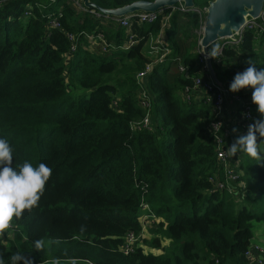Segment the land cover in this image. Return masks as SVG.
I'll return each mask as SVG.
<instances>
[{"label":"trees","instance_id":"trees-1","mask_svg":"<svg viewBox=\"0 0 264 264\" xmlns=\"http://www.w3.org/2000/svg\"><path fill=\"white\" fill-rule=\"evenodd\" d=\"M134 1L91 0L102 8ZM59 13L62 30L47 27ZM166 14L163 47L169 52L145 78L153 129L138 128L145 113L136 74L152 61L145 43L160 32ZM258 22V35L245 29L239 45L212 59L227 86L241 65L234 60L239 51L257 70L264 68V16ZM116 24L107 33L99 18L77 10L72 0H0V138L12 146L13 166L28 160L52 169L38 206L13 220L14 237L0 236L5 264L16 251L33 264H249L253 222L264 223V166L244 154L239 178L247 191L241 199L209 179L221 177L208 130L215 110L205 94L190 102L182 95L200 75L199 52L184 41V28L200 27V14L163 8L153 22L132 21L129 31ZM96 30L114 42L109 52L87 49L85 33ZM66 32L74 35L73 51ZM131 34L136 42L122 47ZM208 50L215 53L217 44ZM142 200L158 217L151 244L159 248L164 240L166 252L139 245L120 250L129 232L142 230ZM36 240L43 242L41 251L34 249Z\"/></svg>","mask_w":264,"mask_h":264},{"label":"built area","instance_id":"built-area-1","mask_svg":"<svg viewBox=\"0 0 264 264\" xmlns=\"http://www.w3.org/2000/svg\"><path fill=\"white\" fill-rule=\"evenodd\" d=\"M80 2L82 5V8L80 10L87 11L92 15H95L97 18L101 17V13L99 11L87 8L83 5L82 1ZM175 8L179 9L180 11H197L200 14V29H202L205 18V16L204 18L202 16V10L199 11L194 7L192 9H188L182 3H179L175 7H173V9ZM202 9L203 12L206 13L207 6H204ZM159 13H161V10L151 12L137 11L121 17H112V20L119 25L128 28L132 21H135L137 23L153 22L158 18ZM27 14L28 12L26 11L25 15ZM59 15L60 13L56 14L55 16H51V18H48L49 21L47 22V27H53L62 30V26L59 21ZM263 16L264 11L259 17L255 19L249 18L246 21L245 25L238 32L234 33L233 39L230 37L219 38L223 40V43L221 45H217L218 50L215 53L209 52L208 54H204L202 49L200 48V50L198 51L199 56L196 63L200 75L193 79L192 86H186L182 92L183 98L187 102L198 101L200 98L196 100L195 93H197L201 96L205 94L207 101L211 100L213 104L216 120H212L209 123L208 130L209 136H211V142L213 143L215 148L216 160L218 168L221 171V177L219 178V175L217 177L210 176L209 179L215 189L226 190L232 196H236L240 193V191L245 187V182L244 180L239 178V174H242V172L238 169L239 163L241 162V154L243 152H238L233 157H229L226 154L227 147L233 143V138L230 137V133L233 128L237 129V131L239 132L246 133L247 126L253 123L254 120L260 119V116L254 113V106L252 104L250 96L247 93L231 92L229 91V86H227L226 84L222 82L221 84H217L214 82V80L208 73L206 59L210 58L212 61V59L222 56V50L224 47L230 45L234 47L239 45L242 39V32L245 29H253L258 35L260 31L263 30V24L258 22V18H263ZM66 34L69 40H71V42L73 43L71 48V51H73L75 49L74 35L68 32H66ZM85 38L89 42L90 49H99L102 53H106L108 52L109 48H112L111 43L107 42L104 36L98 32L93 34L85 33ZM135 42L136 41L134 40V36H129L130 45ZM159 44L160 43L158 41H156L154 44H151L150 52L153 53L154 51L156 54L160 52L159 59H161L169 51L167 48H164ZM71 51L65 56V58L68 56L70 57ZM151 65L152 61L147 64V66L143 70L139 71L136 74V78L140 84L146 78L147 73L151 69ZM180 69L183 70L184 67L182 66L180 67ZM228 94L231 95V98L236 103L238 118H236V116L229 117L226 114L225 105ZM139 104L145 110V115L141 120L136 122L135 125L138 128L151 129L149 116V95L145 92H142L141 97L139 98ZM141 208L144 211L141 220L143 224L142 230L138 235H135L133 232H129L127 234L126 242L120 248V250L124 253L132 251V243H135L139 239L142 232L156 220L155 213L151 210L148 203L142 200ZM251 240L246 252L249 264H264V240L261 241L263 243L259 242L258 244L253 243ZM215 264H217V261Z\"/></svg>","mask_w":264,"mask_h":264},{"label":"clouds","instance_id":"clouds-1","mask_svg":"<svg viewBox=\"0 0 264 264\" xmlns=\"http://www.w3.org/2000/svg\"><path fill=\"white\" fill-rule=\"evenodd\" d=\"M213 57V56H212ZM248 67L234 75L229 91L238 92L244 88H252L251 101L256 105L260 119L247 126V132L238 136L227 147L229 157L243 152L254 161L264 160V68L257 70L251 59L245 61ZM233 132L237 129L233 128ZM52 175V169L45 163L37 165L24 160L13 166V149L7 138H0V236L14 237L8 231L13 220H20L25 211L31 212L39 204L45 186ZM83 230V226H81ZM34 249L41 251L43 242H33ZM33 264V260L22 252L16 251L9 257V264ZM0 264H5L3 254H0Z\"/></svg>","mask_w":264,"mask_h":264},{"label":"water","instance_id":"water-1","mask_svg":"<svg viewBox=\"0 0 264 264\" xmlns=\"http://www.w3.org/2000/svg\"><path fill=\"white\" fill-rule=\"evenodd\" d=\"M83 5L95 9L109 17H121L137 11H158L163 8H173L182 3L186 8L194 7V0H137L117 8H102L91 0H81ZM264 11V0H210L205 13L199 46L204 54H208V47L219 38H234L246 23L248 18L255 19ZM248 17V18H247ZM207 70L215 83L221 84L216 77L212 61L206 59Z\"/></svg>","mask_w":264,"mask_h":264},{"label":"rangeland","instance_id":"rangeland-1","mask_svg":"<svg viewBox=\"0 0 264 264\" xmlns=\"http://www.w3.org/2000/svg\"><path fill=\"white\" fill-rule=\"evenodd\" d=\"M73 3H74V7L77 9V10H80L82 7L81 5V0H72ZM208 1L210 0H194V8H196L197 10H202V16L204 18L205 16V13L203 12V7L204 6H207L208 4ZM80 7V8H79ZM79 8V9H78ZM178 17L180 18V12L178 14ZM248 18V17H247ZM249 19V18H248ZM247 19V20H248ZM246 20V21H247ZM180 23L182 25H184L185 27V23H186V18L185 16H181V20H180ZM180 32V31H179ZM201 32H202V29H200V27H198V29H196L195 27H192V26H189V29H188V32H186V29L184 28V37H185V45L187 46V48L191 51V52H197L200 50V46H199V40H200V36H201ZM187 36V37H186ZM154 41H151L150 43H152ZM149 43V44H150ZM217 45H221L223 43V40L221 39H218L217 42H215ZM149 44L147 46H149ZM240 52V51H239ZM70 58L69 56L65 58L66 61H68ZM236 62H239L241 63L240 67L238 69H236L235 73H238V72H242L244 71V64L246 63L245 61L248 60V56L246 53L244 52H240L239 54H237L236 58ZM153 61V59H150ZM235 64V63H233ZM114 78L116 76H113ZM71 90L69 89V92ZM239 92H244V93H247L249 96L251 95L252 93V88L248 87V88H244V89H241L239 90ZM251 98V96H250ZM228 102V100H227ZM261 147L264 148V144H261ZM246 159H252L251 157H249L248 155L245 154V160ZM261 164H263L264 166V160H261L260 161ZM250 178V177H249ZM247 191V187H244L240 193L238 195H236L235 197L237 199H241V198H244L245 197V193ZM264 196V194H263ZM156 216V214H155ZM160 219V218H159ZM158 222V217L156 216V220L151 224L149 225L143 232L142 234L140 235L139 239L135 242V243H132V247L134 245H139L141 246V248H143V250L145 252H166L168 250V248L165 247H162L164 245H166L167 243L162 240V246L157 248L155 247L153 244H151V238L154 237L156 235V228H157V225L155 223ZM253 238H252V242L253 243H263L261 242L262 240H264V223L261 224V223H256V222H253ZM8 231H11L14 233L13 229L10 228ZM4 238H9L7 235L5 236H2ZM164 248V249H163Z\"/></svg>","mask_w":264,"mask_h":264},{"label":"crops","instance_id":"crops-1","mask_svg":"<svg viewBox=\"0 0 264 264\" xmlns=\"http://www.w3.org/2000/svg\"><path fill=\"white\" fill-rule=\"evenodd\" d=\"M79 9V8H78ZM103 15V14H102ZM105 16V15H104ZM106 17H109V16H106ZM99 24L104 28V30H106L107 31V33H109L110 31H111V29H112V26H113V24H116V22L115 21H113L112 20V17H110V18H108V19H106L105 17H99ZM118 24V23H117ZM116 24V25H117ZM138 24H140V23H138ZM119 25V24H118ZM119 26H121V25H119ZM170 26V15L169 14H166V15H163L162 16V19H161V30H160V32L157 34V35H152V34H150L149 35V38H148V40H147V42L145 43L146 44V47H147V49H148V57L150 58V59H153V61H152V65L154 64V63H156V62H161L162 61V59L164 58V56H163V58H161V59H159V54H160V52H158L157 54L153 51V53H151L150 52V48H151V44H154L156 41H158L160 44V46H163V45H165L166 44V42H167V28ZM121 27H123V26H121ZM131 27V24H130V26L128 27V28H125V27H123V28H125L126 30H128L129 31V28ZM100 33V34H102L103 35V33L102 32H99V31H97L96 30V32L95 31H91V32H89V34H93V33ZM131 35H133V36H135L134 34H131ZM104 36V35H103ZM104 38H105V40L108 42L109 40L104 36ZM151 41H154V42H152V43H150ZM110 43H111V45L112 46H114V42L112 41V40H110L109 41ZM150 43V44H149ZM149 44V46H147ZM121 45H123L122 47H128L129 45H130V43H129V38L128 39H126V40H123L122 42H121ZM158 45V44H157ZM86 47H87V49L89 50V51H94V52H99V53H102L99 49H90L89 48V42L87 41L86 42ZM111 49H113V48H109L108 49V52L111 50ZM240 53V52H239ZM239 53H237V54H239ZM237 54L235 55V58H236V56H237ZM151 55H153V56H151ZM235 61H236V59H234ZM180 61V60H179ZM67 62V61H66ZM151 65V66H152ZM197 66V65H196ZM180 67H182L181 66V61L180 62H178V68L180 69ZM184 67V66H183ZM196 68H198V67H196ZM198 70V69H197ZM180 72H183L184 73V75L185 76H187L189 73H188V69L186 68V67H184V69L183 70H181L180 69ZM136 83H137V85H138V87H137V98L139 99L140 97H141V94H142V92H145L146 94H148L149 95V97H150V109H149V116H150V127H151V129L150 130H152L153 129V126H152V122H151V104H152V96H151V94H150V91H149V87L147 86V83H146V80L144 79V81H142L141 82V84L138 82V80H137V78H136ZM182 91H183V89H182ZM196 94V100H198L200 97H201V95L200 94H197V93H195ZM227 100H228V102L226 101V105H225V110H226V114L229 116V117H234V116H236V118H238V114H237V108H236V103L234 102V100L231 98V95L230 94H228L227 95ZM140 105V104H139ZM141 106V105H140ZM142 108V107H141ZM143 109V108H142ZM143 111L145 112V110L143 109ZM244 134H246V133H244V132H239V131H236V132H233V131H231V133H230V137H232L233 138V141L238 137V136H240V135H244ZM244 154L245 153H242L241 154V161H243V156H244ZM239 169V171H241L242 172V174H243V171L240 169V168H238ZM154 253V252H153ZM156 253H159V252H156Z\"/></svg>","mask_w":264,"mask_h":264}]
</instances>
